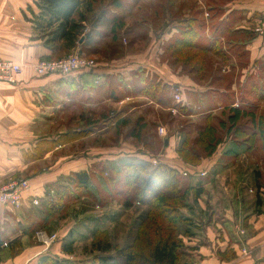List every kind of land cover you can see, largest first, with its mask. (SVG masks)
<instances>
[{"label": "crops", "instance_id": "1", "mask_svg": "<svg viewBox=\"0 0 264 264\" xmlns=\"http://www.w3.org/2000/svg\"><path fill=\"white\" fill-rule=\"evenodd\" d=\"M36 1L0 0V58L22 65L16 83L0 82V183L26 177L30 184L29 190L23 193L21 208L12 209L0 205V229L3 236L6 240L18 238L21 242L19 252L10 253L7 249L1 251L0 264H39L44 257L67 262L70 258L59 242L68 234H73L75 227L64 228L58 223L56 227L50 228L51 221L46 229L61 233H58L60 240L46 248L26 231L31 223L37 222L39 216L35 208L45 199L48 191L55 189L57 181L73 172L90 171V167L100 159L90 162L87 156L69 158L63 150L70 142L45 150L38 158L26 157V153L33 155L34 147L39 141H52L71 131L89 130V135L102 132L107 128L101 126L103 101L113 102L114 105L131 104L130 110L141 108L153 112L156 114L153 115L155 123L164 124L165 121L161 122L157 110H168L139 94L135 88L145 84L147 80L157 81L161 86L168 85L171 100L175 90H178L182 101L191 108L190 118H194L193 121H196L195 118L199 120L206 112L203 111V107L209 102L206 92L212 90V87L188 78L178 68L171 69L163 57L166 41L177 33L175 21L158 28L156 32L149 31V43L139 53L129 47L120 53L107 52L101 55L97 50L94 54H89L100 57V61L88 74L79 70L69 75H36L35 63L40 59L54 57L53 52L40 40L32 38V23L29 20L31 13L28 7L36 12ZM141 1L150 0H138L135 7ZM197 1L198 5L204 7L202 0ZM215 2H220L221 8V15L216 16L217 21L225 23L230 20L235 30L251 33L250 39L243 45L248 60L240 70L239 80L243 84L248 72L256 75L259 68L264 67V34L258 35L252 31L264 13V0ZM211 5L213 8L219 7L217 3ZM124 8L131 9L130 0H125ZM99 12L96 10L88 15L85 31L96 24L94 33L95 41L98 42L96 45L90 44L91 48H100V43L108 38L97 32L102 29V26L97 25L101 21ZM186 12L185 10L184 14ZM127 24L128 18L125 17L122 30ZM206 35L211 38L209 33ZM223 48L227 50L225 43ZM75 50L80 52L78 46L69 52ZM231 63L238 67L235 57H232ZM229 64H222V67H230ZM175 66L180 68L179 65ZM244 69L248 72L243 75ZM138 75L146 77V80L139 82ZM232 88L237 90L234 84ZM234 102L233 105L240 104V99L236 98ZM252 102L255 119L258 121L264 111V102L255 97ZM218 105L219 103L217 108L209 112L212 114V111L219 109ZM175 113L176 111L173 112ZM74 121L76 124H71ZM256 121L253 130L249 125L246 128L254 133V142H245L248 134H240L242 136L238 137L231 130L229 135L224 136L216 151L205 159V176L193 177V183L202 188V193L196 200L190 197L188 207L183 208L184 214L195 221V226L190 227L193 235L185 239L188 248L182 257L184 264H264V140L263 129ZM166 162L163 161L173 167ZM108 163L116 168L118 162H113L111 157ZM92 194L100 197L96 192ZM33 198L38 199L37 205L31 203ZM115 201L109 200L104 213L99 214L100 218L95 221L96 226L106 229L110 234H113L114 224L121 220L122 215L115 210ZM33 218L36 221L32 222ZM241 230L244 231L243 234ZM242 248L247 252L242 253ZM78 260H81L78 263H82L85 259L82 257Z\"/></svg>", "mask_w": 264, "mask_h": 264}, {"label": "trees", "instance_id": "2", "mask_svg": "<svg viewBox=\"0 0 264 264\" xmlns=\"http://www.w3.org/2000/svg\"><path fill=\"white\" fill-rule=\"evenodd\" d=\"M202 1L204 7L198 5L197 0H150L143 6L141 19H136L153 28H156L166 15L168 23H165L163 27L175 21L177 33L166 41L163 57L172 64L179 65L182 71L192 75L195 82L212 87V90L206 92L209 98V102L203 107V111L206 112L199 119L201 121L196 123L189 118L192 113L186 103L171 100L168 85L161 86L157 81L147 80L139 90V94L160 107L166 108L168 114L172 113L170 109L173 108L177 110L178 115L184 117L183 122L179 124L181 125L179 130L183 131L184 137L178 154L182 160L190 164H199L202 159L211 156L224 136L229 135L231 130H234L238 137L242 136L240 134H248L245 142H254L252 130L256 119L252 99L255 97L264 102V67H260L254 77H245L243 84L239 80L240 70L248 63L243 45L250 39L251 33L235 30L230 20L225 23L217 21L216 16L221 15L220 2ZM137 3L138 0H130L131 8H134ZM212 3H217L219 7L213 8ZM124 5L125 0H37L36 12L28 7L31 13L29 20L32 23V38L40 40L53 52L54 57L45 59L58 58L61 56L59 53L65 55L77 46L80 52L94 54L98 48H91L89 45L98 43L95 41L94 33L96 24L92 22L95 25H91L89 30L85 31L88 15L98 8L101 21L97 25L102 26V29L97 32L104 37L107 36L109 42L117 41L118 34L125 26L127 11L130 10V8L125 9ZM185 10L189 14L183 18ZM205 12H207L206 16ZM136 24L135 21L134 25ZM236 32L239 34L236 35ZM207 33L211 36L210 39ZM81 38L83 42L78 45ZM224 43L227 50L223 48ZM232 57L236 58L238 67L231 63ZM225 63H230V67L223 68L222 64ZM143 80H146V77L142 78L138 75V81ZM233 84L237 86V90L232 88ZM236 98L240 99V104L233 105ZM217 103H219L220 111L218 116H214L209 110L217 108ZM263 113L256 124L257 122L261 124L264 140ZM141 120L140 118L136 120L131 134L142 144L152 148V141L147 134L148 129L145 123H140ZM128 122L117 112H110L103 114L101 126L120 127ZM248 125L251 131L246 130ZM71 132L61 134L52 141H39L34 147L33 155L26 153L25 156L38 158L45 150H51L56 145L81 138L91 131ZM131 168V165L125 164L111 169L114 176L109 180L113 185L118 180L114 178L123 172L124 182L131 188L116 194L109 189L107 193L109 198L106 199L107 201L115 199L125 208L130 207L134 201H138L147 207L146 214L137 224L135 236L129 243L118 249L114 256L97 257L94 264H184L182 257L188 248L185 239L193 235L190 227L195 225L191 219L183 216L181 210L188 207L190 197L193 200L198 198L202 188L193 183L194 178L187 174L188 177H183L176 169L163 162H159L151 171H147L146 165H139L137 172L146 176L144 181H139L137 173L129 171ZM90 180L91 173L86 170L65 176L56 184L52 195L50 191L46 193L45 199L35 208L36 214L41 216L42 220H47L64 209L67 210L73 201L84 195L102 201L89 189ZM155 186H158L157 190L154 189ZM110 193H112L111 196ZM117 194L121 195L120 200ZM181 225L185 226L183 232ZM42 226L41 223L36 222L30 231L26 232L32 235ZM94 236L95 238L90 242L92 251L104 254L111 252L113 246L106 229L97 228ZM70 242L72 240L65 241L61 246L65 253H71L72 243ZM3 249H7L10 253L19 252L21 242L18 238L6 240L0 229V260ZM55 263L56 261L49 257H44L39 262V264Z\"/></svg>", "mask_w": 264, "mask_h": 264}, {"label": "rangeland", "instance_id": "3", "mask_svg": "<svg viewBox=\"0 0 264 264\" xmlns=\"http://www.w3.org/2000/svg\"><path fill=\"white\" fill-rule=\"evenodd\" d=\"M146 3H147L146 1H141L139 3V6L131 8L129 11H127V14L125 16L128 18L127 26L125 27L124 30H122L119 33L120 35L117 41L109 42L110 41L109 38H106L102 41V43H100V48H98V50L99 52H101V55L107 52H111V54L120 53L123 52L126 48L128 49L129 47H132L133 51L139 53L142 50V48H144L147 45V43H149L150 38H148L147 35L149 31L152 30L156 32L158 28H162L164 24L168 22L167 15L164 20L160 21L157 24L156 28H153L152 26L147 24H143V22L141 23L140 20H136V19H141L144 10L143 6ZM97 9L98 8H96L94 12ZM100 9L101 7L99 8V10ZM188 14L189 12L187 11L183 15L188 16ZM135 21L137 23L136 25H134ZM80 53L95 59L97 65L99 64L98 62L100 61V57L89 55L88 53H83V52ZM65 55H61L60 57ZM168 65L171 67V69L176 70L178 68L181 73L187 75L188 78L189 77L192 78V75L182 71L179 67L175 66L169 61H168ZM247 72L248 71H246L245 69L242 71L243 75L246 74ZM248 76L254 77L255 74L253 72L252 73L248 72L246 74V78ZM136 79L137 78H135V80ZM142 86L143 84L142 85L140 84L138 86H135V88L139 91L142 89ZM185 99L186 101L188 100V95H186ZM130 105L121 104V103H117L114 105L113 102L103 101L102 116L104 113L117 112L119 115H121L122 117L124 116L129 121L128 124L120 127H115V125L114 126L109 125L108 128L104 129L102 132L95 133L92 135H89L90 134L89 133L81 138L70 140L68 141L70 142L69 146H67V148L65 147L63 150V152L68 154L69 158L71 157V159H75V158L77 159L79 156H87L89 159L88 161L90 162L92 160L100 159L99 161H96L93 167L92 166L90 167L91 180L89 184V189L93 193L96 192L97 195L100 194V199L102 201L98 199L95 200L93 197L84 195V196H80L78 199L73 201L70 204V206L67 208V210L64 209L59 214H55L50 218H48L47 220L44 219L42 220V217L38 215L39 217H37V222L39 221V223H41L43 226L40 229L36 230L32 235H34L35 240L40 244L42 243L38 240L36 236L37 231L44 230L46 233L57 232V231L50 232L46 229V227L50 224L51 221L52 224L50 228L56 227L57 224L59 223L60 226L62 225L64 226V228L65 226H71V227H75L76 229L73 234H71L70 236L68 234L67 236H65V238L61 239V242H59L61 243L62 246V244L65 241L72 240V242H70V244L72 243L70 245L71 253L67 254V256L70 257L68 258L69 260H67V262L64 260L56 261L55 264H82V263L94 264L96 263L97 257H105L106 255H112V256L116 255L118 249L122 248L127 243H129L132 237L135 236L137 224L145 216L147 207L141 205L138 201H134L132 205L128 207V209H125V207L121 206L117 201H115L114 203L115 205L114 204L111 205H114L116 207L115 210L120 211L122 215H121V220H119L117 223L114 224L113 230L116 232L112 231L113 234H110L107 231L113 249L108 254L91 250L90 242L92 241L93 238H95L94 236L95 231L97 228H99L98 226L95 225L96 224L95 221H97L98 218H100L101 215L99 214L104 213V208L106 204L109 203V201H107L106 199L109 198L106 191L111 189L112 193L116 194V192L120 193L123 192V190L126 188H131L129 186H126L124 182L123 172L122 174L118 175V177L116 176L114 178V179H118L114 185L111 183V180L109 179H111V177L114 176L111 169L115 167H113L108 163L109 158L112 157L113 162L114 161L118 162L117 163L118 168L122 167L125 164L131 165L132 168L129 171L137 173L139 181H144V178L146 177L144 174L141 173L138 174L139 172H137V167L142 164L146 165L147 171H151V169L156 167L159 164V162L167 161L169 164L173 166L174 169H176L179 172L180 175H182L183 177H188L187 175H189L191 178H193L194 176H192L193 174L190 175V173L195 171L199 173L200 171L204 170L206 158L202 159L199 164H190L182 160V158L178 154V149L180 148L182 138L184 137L183 131L179 130L181 127V125L179 124L183 122L184 117L179 116L176 109H175L176 111L175 114H173L172 111L171 114H168L169 112L158 109L157 114L159 116V119L161 120V122L165 121L164 124H160L157 122L155 123L153 115L156 116V114H154L153 112H147V110H141V108L130 110L129 109ZM139 110L140 112H138ZM219 111L220 110L216 109L212 111V114L214 116L216 115L218 116ZM138 118L142 119L140 123L146 124V127L148 129L147 134H149L150 140L152 141L151 142L152 148L142 144L141 141L136 139L131 134L132 128L134 127L135 122ZM190 119H194V118H190ZM195 120L196 121H193V123L201 121L196 118ZM71 124H76V122L75 121L71 122ZM158 127L164 128L165 131L163 134H160L158 132ZM165 140H167V143H165ZM154 159L157 161L156 164L151 163V161ZM184 171H186L187 173L186 176L182 173ZM60 181H62V179ZM60 181H57V183H59ZM154 189L157 190L158 186L157 187L155 186ZM73 191L75 192V190ZM52 193L53 190H51V195ZM120 196L121 195H118L117 197L119 198V200H120ZM181 212L185 218L191 219L192 223L193 224L195 223L193 218H191L187 214H184L183 209ZM33 221L36 220H34L33 218L32 222ZM33 226L34 224L31 223V226L29 227L28 230L30 231V228H32ZM180 228L182 229L183 232L185 226L181 225ZM58 239L60 240V238ZM55 241H53L52 243H54ZM52 243L50 244V246L52 245ZM43 247H45V245H43ZM82 257L85 260L82 263L81 262L78 263L77 261H81L78 259Z\"/></svg>", "mask_w": 264, "mask_h": 264}, {"label": "built area", "instance_id": "4", "mask_svg": "<svg viewBox=\"0 0 264 264\" xmlns=\"http://www.w3.org/2000/svg\"><path fill=\"white\" fill-rule=\"evenodd\" d=\"M253 32L258 35L264 34V13L260 16L259 21L253 27ZM97 67V62L95 59L81 54L79 51H72L69 54L53 59H40L34 65V71L38 76H48V75H69L75 71H86L91 72ZM22 68L21 63H17L10 59L0 58V82L16 83V77L20 73ZM175 102H182L178 90H175L173 94ZM172 112L175 109L171 108ZM163 127H158V132L160 134L164 133ZM152 164H156L157 161L154 159L151 161ZM186 175V171L182 172ZM190 174L203 176L205 171L192 172ZM30 184L27 178H17L12 179L4 183H0V205L9 207L12 209H19L23 202V193L29 190ZM33 205L38 204V199L33 198L31 200ZM244 231L241 230V234ZM38 240L48 247L53 241L59 238L57 232L46 233L44 230L36 232ZM242 253H246L245 248L241 249ZM196 264V263H193Z\"/></svg>", "mask_w": 264, "mask_h": 264}, {"label": "water", "instance_id": "5", "mask_svg": "<svg viewBox=\"0 0 264 264\" xmlns=\"http://www.w3.org/2000/svg\"><path fill=\"white\" fill-rule=\"evenodd\" d=\"M82 41V38L79 40V42H81ZM165 142H167V140H165Z\"/></svg>", "mask_w": 264, "mask_h": 264}]
</instances>
